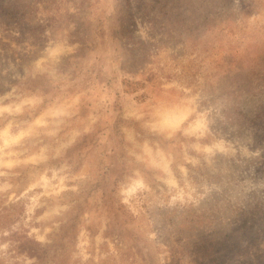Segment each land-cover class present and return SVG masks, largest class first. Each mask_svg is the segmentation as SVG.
Returning <instances> with one entry per match:
<instances>
[{"label":"rangeland","instance_id":"obj_1","mask_svg":"<svg viewBox=\"0 0 264 264\" xmlns=\"http://www.w3.org/2000/svg\"><path fill=\"white\" fill-rule=\"evenodd\" d=\"M230 4L0 0V96L25 77L40 86L31 81L34 61L52 43H63L73 51L59 58L58 78L93 98L80 106L78 119L87 126L100 117L77 146L89 178L75 214L43 248L15 237L18 253L38 264H264V40L248 39ZM254 10L244 4L246 15ZM168 86L216 104L233 135L260 154L240 157L198 207L162 220L154 213L137 218L114 204L103 133L121 123L124 104ZM7 221L0 216V225Z\"/></svg>","mask_w":264,"mask_h":264},{"label":"clouds","instance_id":"obj_2","mask_svg":"<svg viewBox=\"0 0 264 264\" xmlns=\"http://www.w3.org/2000/svg\"><path fill=\"white\" fill-rule=\"evenodd\" d=\"M244 4L255 5L251 15ZM228 11L251 42L264 40V0H231ZM72 51L52 43L30 74L40 86L25 77L0 96V216H8L0 225V264H38L36 257L16 251L15 237L41 248L50 244L75 214L89 178L77 146L100 117L82 126L80 106L93 98L57 76L59 58ZM234 131L216 104L173 86L124 104L121 123L103 133L110 145L114 204L134 217L154 213L161 220L198 207L240 157L260 154L249 153Z\"/></svg>","mask_w":264,"mask_h":264}]
</instances>
